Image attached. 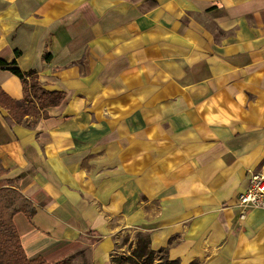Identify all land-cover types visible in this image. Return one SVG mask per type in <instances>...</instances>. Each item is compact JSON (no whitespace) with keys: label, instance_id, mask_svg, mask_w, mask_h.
Returning <instances> with one entry per match:
<instances>
[{"label":"crops","instance_id":"obj_1","mask_svg":"<svg viewBox=\"0 0 264 264\" xmlns=\"http://www.w3.org/2000/svg\"><path fill=\"white\" fill-rule=\"evenodd\" d=\"M0 61L64 95L0 106L27 260L111 264L137 231L178 264H264V210L238 205L264 175V0H0ZM0 90L24 98L2 68Z\"/></svg>","mask_w":264,"mask_h":264},{"label":"trees","instance_id":"obj_2","mask_svg":"<svg viewBox=\"0 0 264 264\" xmlns=\"http://www.w3.org/2000/svg\"><path fill=\"white\" fill-rule=\"evenodd\" d=\"M0 68L10 71L23 85L24 98L21 102L11 100L0 90V106L10 111L8 120L20 122L25 115L39 117L40 110L58 106L63 101V93L46 91L41 87L36 80L34 71L23 72L16 66L15 62L7 64L4 61H0ZM43 116L45 113H42ZM5 173L6 171L0 165V177ZM17 213H23L26 217L31 218L35 213V208L13 187V181L2 180L0 181V264H48L41 258L32 261L26 259L12 223V217ZM146 239V244L149 246L148 237ZM146 244L142 247L141 255H132L133 260H135L132 264H138V259L145 258L146 250L148 251ZM83 253L85 252H78L53 264H76L75 257L77 255L82 257ZM148 253L150 255L154 251L149 250ZM116 262L117 264H125L123 260H116ZM171 262L178 264L177 261ZM79 264L87 263L82 261Z\"/></svg>","mask_w":264,"mask_h":264},{"label":"rangeland","instance_id":"obj_3","mask_svg":"<svg viewBox=\"0 0 264 264\" xmlns=\"http://www.w3.org/2000/svg\"><path fill=\"white\" fill-rule=\"evenodd\" d=\"M147 243L146 235L137 231H129L119 237L118 243L114 249V255L111 260V264H117L116 260H123L125 264H132L135 262L132 255H141L142 247ZM148 251L150 250L149 246L146 244ZM146 250L145 258L138 259V264H174L171 262L165 252L156 251L149 255ZM85 261L89 263L87 253H83V256L77 255L75 257V262L81 263Z\"/></svg>","mask_w":264,"mask_h":264},{"label":"built area","instance_id":"obj_4","mask_svg":"<svg viewBox=\"0 0 264 264\" xmlns=\"http://www.w3.org/2000/svg\"><path fill=\"white\" fill-rule=\"evenodd\" d=\"M238 205L242 208V219L249 209L264 210V175L254 173L250 176L247 189L238 195Z\"/></svg>","mask_w":264,"mask_h":264}]
</instances>
